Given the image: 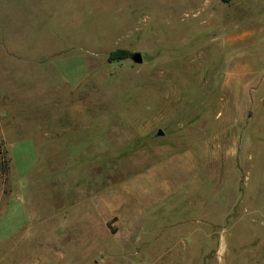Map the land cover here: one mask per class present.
<instances>
[{
	"label": "rangeland",
	"instance_id": "374dc122",
	"mask_svg": "<svg viewBox=\"0 0 264 264\" xmlns=\"http://www.w3.org/2000/svg\"><path fill=\"white\" fill-rule=\"evenodd\" d=\"M4 12L0 264H264V0Z\"/></svg>",
	"mask_w": 264,
	"mask_h": 264
},
{
	"label": "trees",
	"instance_id": "16d2710c",
	"mask_svg": "<svg viewBox=\"0 0 264 264\" xmlns=\"http://www.w3.org/2000/svg\"><path fill=\"white\" fill-rule=\"evenodd\" d=\"M130 53H128L127 51L124 50H116L114 52H111L108 56V61L109 62H118V61H122L128 58V55ZM0 175L6 179L7 173H8V167H7V160L5 159V157L3 155H1L0 153Z\"/></svg>",
	"mask_w": 264,
	"mask_h": 264
},
{
	"label": "water",
	"instance_id": "95a60500",
	"mask_svg": "<svg viewBox=\"0 0 264 264\" xmlns=\"http://www.w3.org/2000/svg\"><path fill=\"white\" fill-rule=\"evenodd\" d=\"M128 58L131 59V61H132L133 63H135V64H142V62H143L142 56H141V54L138 53V52L130 53V54L128 55ZM162 134H163L162 131L159 130V131H158V135L161 136Z\"/></svg>",
	"mask_w": 264,
	"mask_h": 264
},
{
	"label": "crops",
	"instance_id": "0c3cea01",
	"mask_svg": "<svg viewBox=\"0 0 264 264\" xmlns=\"http://www.w3.org/2000/svg\"><path fill=\"white\" fill-rule=\"evenodd\" d=\"M10 1L11 0H0V19H2V18L4 19V16H5V12H4L5 4H8V2L10 3ZM0 179H2V181L6 180L1 175H0Z\"/></svg>",
	"mask_w": 264,
	"mask_h": 264
}]
</instances>
